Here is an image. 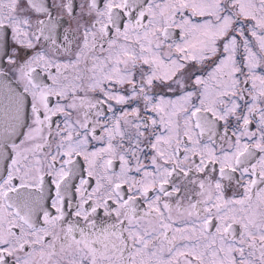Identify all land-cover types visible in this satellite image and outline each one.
<instances>
[{"label":"snow or ice","instance_id":"1","mask_svg":"<svg viewBox=\"0 0 264 264\" xmlns=\"http://www.w3.org/2000/svg\"><path fill=\"white\" fill-rule=\"evenodd\" d=\"M0 264H264V0H0Z\"/></svg>","mask_w":264,"mask_h":264}]
</instances>
